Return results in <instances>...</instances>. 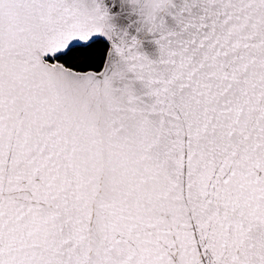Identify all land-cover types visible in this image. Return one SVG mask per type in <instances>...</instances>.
<instances>
[{
  "label": "snow or ice",
  "instance_id": "obj_1",
  "mask_svg": "<svg viewBox=\"0 0 264 264\" xmlns=\"http://www.w3.org/2000/svg\"><path fill=\"white\" fill-rule=\"evenodd\" d=\"M0 264H264V0H0Z\"/></svg>",
  "mask_w": 264,
  "mask_h": 264
}]
</instances>
